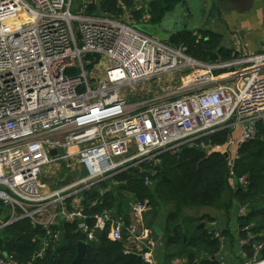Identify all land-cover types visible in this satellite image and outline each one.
<instances>
[{
  "label": "built area",
  "instance_id": "1",
  "mask_svg": "<svg viewBox=\"0 0 264 264\" xmlns=\"http://www.w3.org/2000/svg\"><path fill=\"white\" fill-rule=\"evenodd\" d=\"M93 4L79 0L73 13L74 0H0V228L27 219L57 241L51 228L76 223L91 242L94 230L109 223L108 238L124 241L125 254L158 264L144 223L152 211L148 199L132 203L128 223L105 214L89 227L80 195L128 169L154 167L183 145L226 154L231 181L239 148L264 121V50L240 48L232 60L200 62L146 35L130 22V11L119 18L87 13ZM171 74H180V84L164 96L128 102L121 94ZM225 129L223 144L205 140ZM60 163L83 175L44 192V175ZM144 184L152 186L149 178ZM236 214L245 217L247 210L238 207ZM209 231L219 246L216 261L225 264L226 236L219 227ZM237 246L240 264H264L263 243L238 237ZM0 264L15 262L0 251Z\"/></svg>",
  "mask_w": 264,
  "mask_h": 264
},
{
  "label": "trees",
  "instance_id": "2",
  "mask_svg": "<svg viewBox=\"0 0 264 264\" xmlns=\"http://www.w3.org/2000/svg\"><path fill=\"white\" fill-rule=\"evenodd\" d=\"M180 1H151L148 10L144 12L135 9L137 0H98V5L95 0V4L89 7L87 13L119 18L124 11H130V22L146 20L156 26ZM76 2L79 3V0ZM222 39L223 37L213 30L200 28L195 32H177L170 36L166 43L184 48L188 56L200 62L234 59L237 52L223 47ZM256 131V136L239 148V159L232 169L234 178L247 179L245 186L236 187L233 181H230L229 163L223 155L206 154L195 145H183L177 152L161 155L159 163L154 167L142 166V170L128 169L83 191L80 204L86 216L85 222L89 227H93L95 217L110 214L112 219L122 218L128 223L130 219L127 211L124 212V207L121 206V202L126 199L123 194L128 197V201L148 199L154 208L161 204L174 205L177 211L168 216L166 246L177 245V256L187 258V264H218L217 241L205 227L198 228L206 216L198 220L199 223H196L188 237L179 231V227L172 229V225L177 224L182 208L215 207L224 192L229 190L230 197L222 205V211L229 217L232 209L244 207L247 215L238 219L239 237L264 245V121L257 123ZM229 132L225 129L205 140L213 144H223ZM144 169L146 171L142 172ZM151 170L154 172L152 176ZM163 177L166 178L165 181ZM145 178H149L152 186L147 187L144 184ZM70 199L67 202L70 203ZM2 212L3 210H0V217ZM185 219L187 223L192 222L189 218ZM206 220L211 221L209 218ZM249 224H253V227L242 231V228ZM108 230L109 223H106L103 229L94 230L96 240L88 242L77 229L76 223H61L58 228H51V233L59 232V239L54 241L45 230L33 226L27 219H22L0 228V251L11 255L15 264H143L136 255L124 253V241L110 240ZM222 234L229 236L226 227L222 229ZM45 241L47 246L41 256H38ZM80 242L85 244V254L81 261L77 262V245ZM249 249L244 248V252L249 253ZM262 256L264 257V249ZM204 257L205 260L198 263V260Z\"/></svg>",
  "mask_w": 264,
  "mask_h": 264
},
{
  "label": "crops",
  "instance_id": "3",
  "mask_svg": "<svg viewBox=\"0 0 264 264\" xmlns=\"http://www.w3.org/2000/svg\"><path fill=\"white\" fill-rule=\"evenodd\" d=\"M205 7V5H203ZM206 8V7H205ZM201 10L202 5H201ZM204 10V9H203ZM208 10L206 8L204 11ZM202 12V20H201V27H204L206 23H208V20H205L206 12ZM213 22V29H215L217 32L220 31L222 26L226 28L227 33L232 35H238V38L240 39L239 47L237 50L233 47L229 48L224 46L227 49H231L234 52H237L240 48H243L244 50L248 51L249 53L257 54L264 50V0H255V4L253 7L246 9L245 11L237 12L234 11L232 13H221V16H218V23ZM215 25V26H214ZM209 27V26H206ZM233 27V28H231ZM199 28V29H200ZM218 28V29H216ZM208 29V28H206ZM198 30V29H197ZM196 30V31H197ZM214 30V32H215ZM191 31V30H189ZM209 31V29H208ZM195 32V31H192ZM219 34V33H218ZM243 42V43H242ZM55 190V189H51ZM49 190V191H51ZM43 191L46 192V187L43 188ZM230 192L229 190H226L222 196V199L218 202V204L212 209V211H205L204 208H196L192 209L188 216H184V214L180 218V222L177 224H173L174 227L178 226L179 231L183 234H186L188 237L190 233L189 228L191 225L195 223H199L198 220L202 218L203 216H206L207 218L211 219L204 220L200 222V224H203L204 227L207 230H211L214 227H219L223 229L226 227L229 232V236H226V247L223 251V255L225 257V264H240L241 258H240V251L237 246V239L239 237L238 235V229H239V223L238 219L239 217L236 214V209H232L230 211L229 217L225 215V213L222 211V205L229 199ZM129 203L132 201H128ZM133 203V202H132ZM170 206V207H167ZM163 211V214L160 218H150L151 212L154 211V207L152 208L153 211L148 212L144 216V223L145 226L151 231V234L156 233V239L155 242V252L154 257L158 264H187V258L185 257H178V246H166V240H167V234H166V226H167V220L168 216L177 211L176 206L174 205H163L158 206ZM211 208V207H206ZM185 208H182L180 212L184 210ZM127 211V214L129 216V209H124V212ZM197 216H200V218H197ZM189 218L192 222L190 223H183L182 218ZM199 224V225H200ZM203 227V228H204ZM173 229V228H172ZM153 238V237H152ZM205 260L204 258H200L198 260V263Z\"/></svg>",
  "mask_w": 264,
  "mask_h": 264
},
{
  "label": "rangeland",
  "instance_id": "4",
  "mask_svg": "<svg viewBox=\"0 0 264 264\" xmlns=\"http://www.w3.org/2000/svg\"><path fill=\"white\" fill-rule=\"evenodd\" d=\"M77 0H74V6L72 8V12L73 13H77L79 10V3L76 2ZM97 1V5H98V0ZM151 2V0H137L136 3V8H140V10H143L144 12L148 10V4ZM188 6L191 9V14H192V18L188 24L187 30H191V31H196L197 29H199L201 27V20H202V12H201V5H203L201 0H188ZM204 10L206 9L205 7H202ZM138 10V9H136ZM147 21L144 20H139V21H134V25L136 27H138V29H140L141 31H143L146 35L150 36L153 39L156 40H161V41H167L169 36L166 34H163L162 30L157 28V26H154L151 23H146ZM215 26V25H214ZM233 28V27H231ZM218 29V28H216ZM215 29H213L214 31ZM227 29L224 28V26H222V28L220 29V31H216V33H219L223 39H222V46H226V47H233L237 50V48L240 46V39L238 38V35L236 34L235 36L232 34L227 33L226 31ZM243 43V42H242ZM246 51V50H245ZM248 52V51H247ZM180 74H171L168 75L167 77H160V78H154L151 80H147V81H142L138 84H136L134 86V88L132 90H122L121 94L126 96V99L128 102H135L140 100L141 98H145V99H152V97H159V96H164L167 93L170 92V87L173 85H179L180 84V78H179ZM166 81H169L167 83H164ZM83 175V172L76 167L71 168H67L65 164L60 163L57 167H55L52 171H48L45 175H44V180L42 181L43 184H45L46 190L49 191L52 188L53 189H58L61 188L65 185L71 184L75 181H77L78 179H80V177ZM119 194V193H116ZM126 199L121 202L122 200H120V202L122 203V207H124V209H128L130 208V206L132 205V202H128V197L123 194ZM122 196V197H124ZM119 199V197H118ZM163 207V204L159 205ZM166 206V205H165ZM170 207V206H167ZM153 208V207H152ZM204 208L205 211H212L213 212V208H206V207H202ZM192 209H196V208H185V212H183V210L180 212V218L181 216L184 214V216H188L187 214H189V212ZM153 211V210H152ZM151 216L150 218H160L161 215L163 214V211L161 210L160 207H155L154 211L150 213ZM180 218L178 220V222H180ZM186 218V217H185ZM184 218V219H185ZM200 218V216H197L198 219ZM185 224H187V220L185 219ZM177 222V223H178ZM182 222H183V218H182ZM196 225L193 224L191 225V227L189 228L190 233H192V229L194 228V226ZM174 227V225H172V228ZM178 227V226H176ZM221 229V228H220Z\"/></svg>",
  "mask_w": 264,
  "mask_h": 264
},
{
  "label": "water",
  "instance_id": "5",
  "mask_svg": "<svg viewBox=\"0 0 264 264\" xmlns=\"http://www.w3.org/2000/svg\"><path fill=\"white\" fill-rule=\"evenodd\" d=\"M151 1H155V0H151ZM203 5H205L206 8H209V5H212L209 11L210 15L212 13V10L214 9L217 13L218 16H221V10L219 8V5H215V3H217V0H201ZM232 2H239V1H243V0H230ZM188 0H181L177 6L170 12H168L164 18L162 19V21L157 24V28L161 29L163 34L168 35L169 37L174 35L177 32L183 31V30H187L188 24L192 18V14H191V9L188 6L189 3H187ZM202 5V7H204ZM201 11L204 12V10L202 9ZM56 151L55 150H51L50 151V155H55ZM224 158L227 157L226 154L223 155ZM163 180L165 181L166 178L163 177ZM234 186L238 187V180L236 178L232 179ZM204 225L200 224L198 226L199 229H203ZM153 240L156 239V233L153 232L152 234ZM85 254V245L83 243H78L77 245V262L81 261V259L83 258Z\"/></svg>",
  "mask_w": 264,
  "mask_h": 264
},
{
  "label": "flooded vegetation",
  "instance_id": "6",
  "mask_svg": "<svg viewBox=\"0 0 264 264\" xmlns=\"http://www.w3.org/2000/svg\"><path fill=\"white\" fill-rule=\"evenodd\" d=\"M254 4H255V0H243L239 2H232L230 0H217V3H215V5H219L221 13L224 12L227 14L232 13L234 11H237V12L245 11L246 9L253 7ZM211 6L212 5H209L208 10L204 11V13L206 12L205 20L207 19L208 23H206V25L202 27V28H208L209 30H213L212 25L214 23L213 22L214 20H216L215 22L218 23V13L214 9L212 10V13L208 15ZM206 26H209V27H206Z\"/></svg>",
  "mask_w": 264,
  "mask_h": 264
}]
</instances>
